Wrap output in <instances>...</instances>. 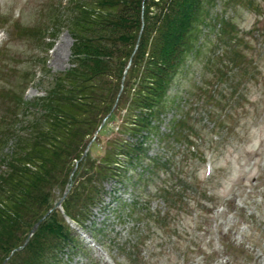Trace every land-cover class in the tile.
I'll return each instance as SVG.
<instances>
[{
  "label": "rangeland",
  "instance_id": "rangeland-1",
  "mask_svg": "<svg viewBox=\"0 0 264 264\" xmlns=\"http://www.w3.org/2000/svg\"><path fill=\"white\" fill-rule=\"evenodd\" d=\"M73 4L0 0V121L16 111L19 136L37 121L30 103L71 66ZM212 16L167 91L159 132L122 134L116 114L90 151L100 157L122 137L142 140L147 157L120 160L129 175L101 182L81 224L54 207L71 179L53 189L46 214L58 210L74 238L53 264H264V0H217ZM220 18L231 23L224 33ZM14 143L2 144L0 158Z\"/></svg>",
  "mask_w": 264,
  "mask_h": 264
},
{
  "label": "trees",
  "instance_id": "trees-1",
  "mask_svg": "<svg viewBox=\"0 0 264 264\" xmlns=\"http://www.w3.org/2000/svg\"><path fill=\"white\" fill-rule=\"evenodd\" d=\"M216 1L74 0L66 17L74 39L72 63L30 103L37 121L27 123L28 134L19 136L13 129L16 111L1 117L6 129L1 128L0 147L10 138L15 143L11 154L0 158V264L6 257L5 264H51L64 245H72L59 211L46 214L55 200L53 189L63 191L69 176L71 187L61 206L81 224L101 182L129 175L120 160L134 166L147 157L142 140L122 137L107 141L100 157L90 151L116 114L122 134L159 132L167 91L186 57L198 52L202 27L215 19ZM52 17L54 24L61 20L58 14ZM218 20L224 33L231 23ZM156 162L157 156L149 157L145 167Z\"/></svg>",
  "mask_w": 264,
  "mask_h": 264
},
{
  "label": "water",
  "instance_id": "water-1",
  "mask_svg": "<svg viewBox=\"0 0 264 264\" xmlns=\"http://www.w3.org/2000/svg\"><path fill=\"white\" fill-rule=\"evenodd\" d=\"M142 25H143V23H141V26H142ZM136 45H137V44H136ZM68 180H70V177H69ZM68 185H70V184H68ZM67 191H68V188L65 189V192H66V193H67ZM64 196H65V193L62 195V197H61L57 202H55L54 207H59V205H60L61 201L63 200V197H64ZM44 217H45V216H44ZM42 218H43V217H42ZM42 218H40V219H39V220L33 225V227L31 228V230H30V232H29V234H28V237L31 236L32 233L36 230V228H37L39 222H41ZM28 237H27L26 240L24 241V244L27 242ZM17 249H18V248H17ZM5 260H7V258H6ZM5 260H4V262H5Z\"/></svg>",
  "mask_w": 264,
  "mask_h": 264
}]
</instances>
